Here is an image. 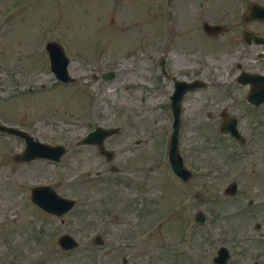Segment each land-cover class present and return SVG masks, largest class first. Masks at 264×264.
<instances>
[{
  "label": "rangeland",
  "instance_id": "rangeland-1",
  "mask_svg": "<svg viewBox=\"0 0 264 264\" xmlns=\"http://www.w3.org/2000/svg\"><path fill=\"white\" fill-rule=\"evenodd\" d=\"M16 1L19 13L11 20V39L8 36L2 40L9 52L3 56L4 60L0 58V84L6 80L16 88L20 75L16 77L11 72L25 70V78L34 90L12 100H0V119L26 124L41 140L63 142L71 150L60 162L46 165L45 160L38 159V163L29 166L12 160L20 142L0 135V262L14 257L19 264L33 263L35 255L31 248L48 246L33 238L35 228L43 225L42 213L34 218L32 227L29 223L27 230L23 229L27 225L25 217L32 216V210L37 211L26 196L28 188L25 198L20 199L24 205L20 222L8 221L12 213L10 203L13 200L18 203L23 186L42 178L46 182H61L58 186L61 193L82 199L79 208L85 209L71 222L74 235L83 242L81 247L91 244L93 227L104 225L100 219L112 208L121 206L119 199L109 201L111 192L115 191V197L125 201L129 200L127 196L140 200L131 208L134 213L129 212L130 231H135L134 234L125 230V224L114 220L107 224L103 233L111 250L99 264H214L212 258L220 245L231 249L228 264H264V237L258 236L264 233V124H255L245 101L233 103L228 112L240 114L241 129L249 139L243 147L236 144L235 150L228 138L218 139L220 112L227 97L210 88L199 95L189 93L180 145L193 176L184 182L161 159L164 143L170 139L173 128L164 79L157 81L159 71L149 57L158 45L159 56L165 48L166 40H160L159 32H170L172 22L163 20L162 15L171 7L173 22L181 24V30H175L176 35L179 39L183 35L184 39V49L178 46L180 42H175L172 57L180 72L196 68L203 56L216 51L226 53L231 46L215 39L221 47L211 49L212 44L204 37L198 40L197 29L201 17L207 19L208 14L211 22L232 25L233 32L240 29L243 21L239 11H233V0H2L5 7ZM0 5L3 12L5 9ZM16 6L7 7V11ZM150 36L155 40L144 43ZM46 38L60 40L67 46L71 56L69 69L79 78L77 83L63 86L49 72L48 54L40 49ZM195 42L208 49H200L202 55L188 52L186 49L191 50ZM26 54L28 62L22 61ZM9 58L22 63L16 66ZM226 58L221 78L236 87L234 77L229 75L237 67L230 62L229 54ZM32 62H40V68ZM230 63L234 69L229 67ZM249 63L255 64L249 60L245 66ZM109 70L115 76L102 79L100 75ZM260 70L264 71V66ZM94 73L99 78H94ZM8 94L0 86V97ZM208 95H212L210 102ZM95 124L121 127L119 135L108 140L116 149L117 173L103 165V176L97 177L93 172L101 168L102 162L94 148L75 144ZM93 162V174L78 178L77 171ZM107 176L114 179L106 180ZM232 179L239 183L234 196L223 191ZM141 198L150 203L142 206ZM143 208L147 214L141 213ZM199 208L208 214L204 225L193 219ZM257 222L261 228H255ZM12 225L20 228V232H16L17 228H6ZM30 227L32 234L28 232ZM148 234L151 237L140 241ZM21 243V247H16ZM28 250L29 254H25ZM61 255L62 263H68V254ZM72 256L75 264H87L89 258L80 250Z\"/></svg>",
  "mask_w": 264,
  "mask_h": 264
},
{
  "label": "flooded vegetation",
  "instance_id": "flooded-vegetation-1",
  "mask_svg": "<svg viewBox=\"0 0 264 264\" xmlns=\"http://www.w3.org/2000/svg\"><path fill=\"white\" fill-rule=\"evenodd\" d=\"M249 24H251V26ZM249 24L246 23L244 26L242 24H240L239 26H241V28L237 29V31H235V32H233L229 27L226 26L225 30L222 33H220L217 36V38L220 41H226V42H231V43L242 42V41H244V34H245L246 29H249L251 31H255L258 33V35L264 36V22L254 21L253 23H249ZM255 46L260 48L258 51L256 50L257 51L256 56L258 57L259 54L263 53V48L261 45L250 44V45H248V48L249 49L254 48ZM247 52L251 53V55L253 54V50H250ZM258 60L263 61L264 58H261ZM247 70H249L250 72L258 71L257 68L250 67V66L247 68ZM186 76H188V75L186 74ZM250 89H251L250 84H248L247 85V91H249ZM223 114L227 116V114L225 112Z\"/></svg>",
  "mask_w": 264,
  "mask_h": 264
},
{
  "label": "water",
  "instance_id": "water-1",
  "mask_svg": "<svg viewBox=\"0 0 264 264\" xmlns=\"http://www.w3.org/2000/svg\"><path fill=\"white\" fill-rule=\"evenodd\" d=\"M0 128H3L2 126H0Z\"/></svg>",
  "mask_w": 264,
  "mask_h": 264
}]
</instances>
